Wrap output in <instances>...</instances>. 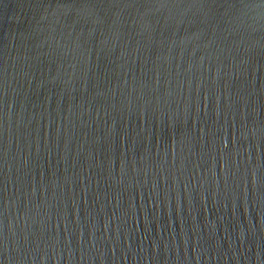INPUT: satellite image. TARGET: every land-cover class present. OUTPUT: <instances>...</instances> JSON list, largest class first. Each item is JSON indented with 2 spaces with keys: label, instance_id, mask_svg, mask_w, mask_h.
Segmentation results:
<instances>
[{
  "label": "water",
  "instance_id": "95a60500",
  "mask_svg": "<svg viewBox=\"0 0 264 264\" xmlns=\"http://www.w3.org/2000/svg\"><path fill=\"white\" fill-rule=\"evenodd\" d=\"M0 264H264V0H0Z\"/></svg>",
  "mask_w": 264,
  "mask_h": 264
}]
</instances>
